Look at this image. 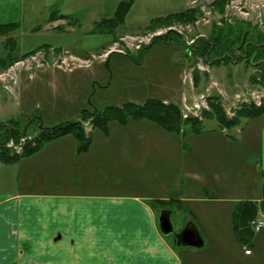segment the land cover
Returning <instances> with one entry per match:
<instances>
[{"label":"rangeland","instance_id":"374dc122","mask_svg":"<svg viewBox=\"0 0 264 264\" xmlns=\"http://www.w3.org/2000/svg\"><path fill=\"white\" fill-rule=\"evenodd\" d=\"M17 1H20V18L17 22L19 27L11 36L16 41L18 53L25 54L42 48L13 62L6 69H0V122L15 120L24 129L29 121L36 117L40 119L43 127H52L63 122L79 121L82 110H103L106 107H120L126 103L142 104L147 99L173 103L183 115L186 112L182 108L184 101L187 107H191V102L195 100L193 96L208 93L225 98V101H221L223 111L232 117L239 109V103L235 100L236 94L243 100L250 99L252 93H264V67L246 65L244 62L211 67L202 57L192 52V47H195L199 39H208L213 35H219L238 49L245 45L247 47L251 42L260 43L262 41L260 38L264 37V0H246V4L245 0H226L223 6H216L214 4L216 0ZM192 1L194 3H191ZM120 2L131 3L123 24L112 30L106 29L104 24L99 25L102 20L113 17ZM188 8L196 11L191 22H174L170 26L146 29L155 18ZM51 12L62 14L66 19L48 22ZM168 29L178 33L179 39L173 37L167 44L158 42L149 49L139 52L147 46L145 41L149 39V35L162 33ZM129 36L137 38L132 40ZM140 40L144 42L140 44L138 51L135 45H138ZM2 42L3 38H0V57L5 55ZM190 43L191 46H188ZM117 50H123L130 55H122ZM106 51L109 53L104 57L103 53ZM64 54L88 60L90 64L72 70L63 69L64 66L59 68L56 62ZM34 58L40 63L38 67L33 62ZM182 58L187 60V69L181 62ZM138 59L142 61L139 63L133 61ZM28 62H32L33 69L25 72L23 70ZM195 71H199L196 84ZM263 121L264 116L252 120L241 119L239 125L225 130L218 127L215 119H203L200 133H193L189 126H183L178 133H171L146 119L128 118L124 125L116 121L110 122L107 133L127 131L126 128L133 125H140L145 132L162 133L171 147V161L164 163L163 166L170 170L168 192H173L175 196H179L176 178L183 167L176 165L180 163L183 148L186 153L190 148L193 150L200 148L208 152L201 158L202 167L216 173L220 178L221 184L215 186L223 187L225 183L234 186V191L224 188L222 191L214 187V190L206 191L203 188L205 194L209 191L215 198L225 196L228 200L237 196L242 198L245 195L246 198L258 200L261 198V182L263 183L258 168V135L254 132L249 145L241 146L238 132L244 129L248 131L253 127L259 128ZM148 125L153 128L148 129ZM86 127L89 128L87 125ZM37 130L38 127L31 124L27 133L30 136L35 135ZM221 130L226 131L225 138L228 144L225 147L218 143L215 145L218 137H224ZM100 132L94 130L97 135ZM63 141L72 142L73 145L77 143L71 135ZM37 155L39 157L33 156L28 161H31V164L39 163L42 154ZM152 159L156 167L159 159L157 151ZM160 159L162 162L166 161L162 157ZM188 161L189 158L187 164ZM190 163L196 164V160ZM14 170V175L19 179L15 184L16 188L12 187L10 191L22 192L21 181L23 184L27 178L25 175L31 174L26 173L21 165L16 166ZM160 174H155V184ZM2 175L3 170H0V179ZM188 182H184V187ZM191 182L196 185L195 180ZM194 185L188 191L199 197L202 193L201 188L198 189ZM1 190L8 189L2 187ZM24 190L30 189L24 186ZM245 190L246 194L243 193ZM228 200L185 202L184 208L201 210L203 218L199 226L204 232L214 226L220 229L225 226L232 244L229 249L231 254L235 249H240L241 245L233 238L231 217L230 214L227 215L229 208L235 203ZM185 217V213L171 215L174 231L185 225L187 220ZM260 234L262 232L253 237L255 245ZM165 237L171 241L169 235ZM171 245L174 246L172 241ZM179 251L186 253L185 262L190 258L193 263L195 261H199V264L212 263L211 249L200 252L202 249L180 247ZM229 252L226 251L227 254Z\"/></svg>","mask_w":264,"mask_h":264},{"label":"crops","instance_id":"0c3cea01","mask_svg":"<svg viewBox=\"0 0 264 264\" xmlns=\"http://www.w3.org/2000/svg\"><path fill=\"white\" fill-rule=\"evenodd\" d=\"M19 18L20 1L0 0V25L17 23ZM181 62L186 68L187 60L182 58ZM150 128L153 127L148 125ZM126 129L104 135L92 130L89 148L84 152L76 151V142L73 145L63 141L67 135L45 143L36 153L16 163H0V170H3L0 179V264H199V261L191 262L190 258L185 262L186 253L179 251L182 246L174 242V246L171 245L160 233L157 218L164 208L171 214H186L185 223L192 222L203 240V246L197 249H202L200 252L212 250L211 264H264V231L256 245L253 237L257 233H254L247 244L240 243L241 248L230 254L232 244L225 226L222 229L214 226L204 232L199 226L203 218L201 210L184 208L185 202H227L225 196L215 198L209 191L205 194V190H214L213 187L234 191V186L227 183L223 187L215 186L221 184L220 178L202 167L201 158L207 155L206 150L190 148L186 153L183 148L180 163L176 165L183 167L176 178L179 196H175L168 192L170 170L163 167L171 161L169 141L162 133L143 131L140 125ZM221 132L224 137H218L215 145L225 147L228 144L226 131ZM254 132L258 135V168L263 178L264 121L259 128L238 132L239 141L241 146L249 145ZM156 151L159 159L155 167L152 158ZM37 154H42L41 161L31 164L28 160ZM160 157L166 161L162 162ZM194 159L196 164H191ZM19 165L31 175H25L29 179L23 184L21 181L22 192H12L10 188H16L19 179L14 169ZM156 173H161L157 184ZM191 180H195L196 185ZM184 182H188L185 187ZM193 185L201 188L203 194L197 197L188 191ZM262 185L261 182V197ZM24 186L30 190H24ZM2 187L8 190H1ZM243 193L246 194V190ZM171 200L175 207L157 204V201ZM228 201L235 203L227 212L232 231L235 205L246 201L259 203L261 198L255 200L244 195ZM233 238L236 240L234 234ZM246 247L250 248V255L244 254Z\"/></svg>","mask_w":264,"mask_h":264},{"label":"trees","instance_id":"16d2710c","mask_svg":"<svg viewBox=\"0 0 264 264\" xmlns=\"http://www.w3.org/2000/svg\"><path fill=\"white\" fill-rule=\"evenodd\" d=\"M226 0H216V6H223ZM130 2H120L114 11L113 17L102 20L99 25L104 24L106 29H115L124 22L125 15L130 7ZM195 10L188 8L178 13H172L164 17L155 18L150 21L147 30L156 29L160 26H170L174 22H191ZM66 17L57 12H51L48 22L64 20ZM18 23H8L0 25V38H3V48L5 55L0 57V69H6L13 62L24 58L34 51L20 54L17 51V44L11 33L18 29ZM175 35V36H172ZM179 39L178 34L170 31L162 37H154L151 43L140 52L149 49L158 42L164 44L172 41V38ZM260 43L251 42L241 48H235L219 35H213L208 39H199L192 52L196 53L209 63L211 67H220L234 63L244 62L246 65L264 67V37L260 38ZM254 41V40H252ZM195 48V49H194ZM240 53V55L237 54ZM137 62L140 59L136 60ZM199 73L195 71L194 82L197 83ZM210 111L203 110L202 120L197 118L182 120L180 109L177 105L158 99H147L142 104L126 103L120 107H106L103 110H82L81 118L76 122H63L52 127H43L39 118H32L27 127L22 129L15 120L0 122V163L13 164L22 158L36 153L45 143L71 135L77 141V151L84 152L90 145V133L92 130H99L107 133L109 123L116 121L121 125L127 122L128 118L133 120L146 119L160 126L163 130L171 133H178L183 126H189L193 133H200L203 119H215L221 129H230L240 124L241 119L252 120L264 114V104L257 107L252 103H242L239 105L234 115L228 118L223 111L221 99L217 96L208 97ZM34 124L38 127L35 135L27 133L28 127ZM85 124L90 128L86 131ZM183 127V128H182ZM174 201H157V204L164 207H175ZM259 209L264 210V183L262 185V197L259 203L251 201L240 202L235 205L232 211V231L236 240L241 244H247L253 237L249 224L256 217Z\"/></svg>","mask_w":264,"mask_h":264},{"label":"built area","instance_id":"2783aa9c","mask_svg":"<svg viewBox=\"0 0 264 264\" xmlns=\"http://www.w3.org/2000/svg\"><path fill=\"white\" fill-rule=\"evenodd\" d=\"M245 4H246V0H245ZM170 30H172V29H168L167 31H164L162 33H156V34L153 33L152 35H149V39H147L145 41V44L146 43H147V45L150 44L154 37L162 36V35L166 34ZM130 38L132 40H134V39L136 40L137 37H130ZM142 42H144V41L140 40V43L138 45H135V47H137L136 50L140 49V44H142ZM126 43L128 45L130 44V42H126ZM191 44L192 43H190V45ZM117 51L120 52V53H125L123 50L122 51L121 50H117ZM34 60L35 61H33V62H35L37 64V67H38L40 63L38 61H36L35 58H34ZM89 64H90V61L76 58V57H74V56H72L70 54H64L56 62V66L57 67L63 68V66H64L65 68H63V69H68V70L75 69L76 67L88 66ZM23 67H24V65H23ZM32 69H33L32 62L31 63L28 62L23 71L29 72ZM208 96H209V94H201V95H199L193 101V103H191V107H187V105H185L186 101H184V103H183L184 106L182 108H184L186 110V112L182 115V118L183 119H187V118H198V119H201V111L202 110H209V104H208V101H207V97ZM235 100L239 104H241V103H252L253 105L259 107L260 105L264 104V93H257V92L256 93H252L250 99H243V100H241L240 95H236L235 96ZM250 229L252 230V232H255V233L260 232V231H264V210H259L257 212L256 217L250 222ZM244 254L245 255H250L251 251L249 249H244Z\"/></svg>","mask_w":264,"mask_h":264},{"label":"water","instance_id":"95a60500","mask_svg":"<svg viewBox=\"0 0 264 264\" xmlns=\"http://www.w3.org/2000/svg\"><path fill=\"white\" fill-rule=\"evenodd\" d=\"M157 226L163 236L174 235L177 246L192 248L203 246V240L192 222H187L179 233L174 231L169 210L162 209L159 211Z\"/></svg>","mask_w":264,"mask_h":264},{"label":"flooded vegetation","instance_id":"af4514ba","mask_svg":"<svg viewBox=\"0 0 264 264\" xmlns=\"http://www.w3.org/2000/svg\"><path fill=\"white\" fill-rule=\"evenodd\" d=\"M164 209H165V208H164ZM160 210H162V209H160ZM166 210H167V209H166ZM158 214H159V213H158ZM171 215H172V214H171ZM182 228H183V227H182ZM182 228H181V229H182ZM181 229H179V230H177V231H175V232H176V233H179V232L181 231ZM169 236H170V238H171V241L174 242V244H176V239L174 238V235L171 234V235H169Z\"/></svg>","mask_w":264,"mask_h":264}]
</instances>
